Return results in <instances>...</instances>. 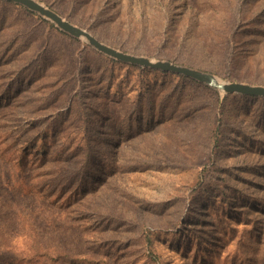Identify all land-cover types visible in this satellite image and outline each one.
<instances>
[{"label":"rangeland","instance_id":"rangeland-1","mask_svg":"<svg viewBox=\"0 0 264 264\" xmlns=\"http://www.w3.org/2000/svg\"><path fill=\"white\" fill-rule=\"evenodd\" d=\"M41 1L122 50L264 84V0ZM139 67L0 0V221L6 147L58 218L22 264H264V98Z\"/></svg>","mask_w":264,"mask_h":264},{"label":"trees","instance_id":"trees-1","mask_svg":"<svg viewBox=\"0 0 264 264\" xmlns=\"http://www.w3.org/2000/svg\"><path fill=\"white\" fill-rule=\"evenodd\" d=\"M132 66L140 68L136 65ZM214 92L218 93L216 90ZM88 150L91 151L90 148ZM15 151L17 149L6 147L2 153L6 155V159L3 158L6 169V212L3 213L2 221H0V264H22L24 254L28 252L25 247L31 250L34 258L51 254L41 242L38 221L52 227L58 220L55 214V202L49 199L51 195L42 193L44 190L41 192L37 186L39 182H44L46 179L42 177V179L29 182L28 175L34 166L28 160V156H15ZM46 155H48L46 151L40 154L39 159L43 161L39 162V166L47 162L44 161ZM31 261L35 264H42Z\"/></svg>","mask_w":264,"mask_h":264},{"label":"water","instance_id":"water-1","mask_svg":"<svg viewBox=\"0 0 264 264\" xmlns=\"http://www.w3.org/2000/svg\"><path fill=\"white\" fill-rule=\"evenodd\" d=\"M20 4L31 11L51 20L62 31L71 36L86 40L98 51L127 64L141 66L144 68L156 69L164 72H171L185 77L192 78L204 83L220 92L222 95L241 94L246 96L263 97L264 84L251 83L246 81L228 80L219 77L213 72L178 63L169 59L155 58L145 54L134 53L122 50L96 37L88 29L70 21L58 11L49 7L41 0H5Z\"/></svg>","mask_w":264,"mask_h":264}]
</instances>
